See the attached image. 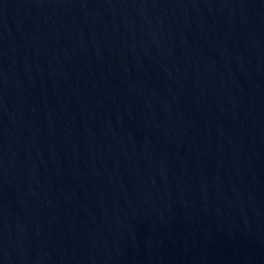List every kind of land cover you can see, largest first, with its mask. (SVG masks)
Masks as SVG:
<instances>
[{"label": "water", "instance_id": "obj_1", "mask_svg": "<svg viewBox=\"0 0 264 264\" xmlns=\"http://www.w3.org/2000/svg\"><path fill=\"white\" fill-rule=\"evenodd\" d=\"M0 264H264V0H0Z\"/></svg>", "mask_w": 264, "mask_h": 264}]
</instances>
